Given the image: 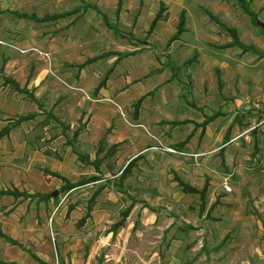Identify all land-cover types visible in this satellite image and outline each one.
Wrapping results in <instances>:
<instances>
[{
	"label": "rangeland",
	"instance_id": "1",
	"mask_svg": "<svg viewBox=\"0 0 264 264\" xmlns=\"http://www.w3.org/2000/svg\"><path fill=\"white\" fill-rule=\"evenodd\" d=\"M116 2L0 0V93L5 100L14 92L5 78L29 87L42 73V87L48 90L43 111H52L56 87L84 101L72 129L44 113L22 124L41 154L0 161V167L14 166L11 186L40 191L0 198V227L25 245L22 250L0 242V264H264V0H247L253 15L236 0H193L190 11L206 5L214 19L194 12L187 18L189 35L170 45L177 14L167 12L154 32L146 33L160 0H124L122 7ZM14 10L38 16L74 12L38 23L17 17ZM220 22L235 26L242 41L257 51L218 47L231 40ZM146 45L154 50H145ZM134 48L154 58L152 69H161L141 79L167 72L144 98L137 117L129 94L125 102L94 95L110 64L106 58L77 70L88 57ZM195 51L199 60L187 66L184 61ZM15 101L19 111L36 108L21 95L15 94ZM92 103L116 113L112 117L104 109L97 123L111 119L110 126L98 132L89 122ZM212 114L200 134L196 121ZM183 119L190 121H177ZM43 122L51 125L47 131ZM124 126L140 130L138 145L119 133ZM77 129L74 146L66 139ZM131 151L134 155L127 156ZM135 156L129 174L120 178ZM93 176L97 179L63 189ZM177 179L198 189L206 185L205 198L184 192ZM45 194L51 196L41 197Z\"/></svg>",
	"mask_w": 264,
	"mask_h": 264
},
{
	"label": "crops",
	"instance_id": "2",
	"mask_svg": "<svg viewBox=\"0 0 264 264\" xmlns=\"http://www.w3.org/2000/svg\"><path fill=\"white\" fill-rule=\"evenodd\" d=\"M207 1L211 2V0H207ZM192 2H193V0H160V2L158 4V8L154 12V15L152 16L151 20L153 19V17L156 15V13L159 11L160 7H162V6H163V10H162V17H161L162 19L161 20L166 18L167 12L169 13L170 16H174L177 14L176 26L178 24V20H179L181 13L184 14V18H185V23L183 26L184 30L181 32V34L177 38L171 39L172 35L176 31V26H175V31L173 32V34L168 39L169 45L174 43V42H177V41H179V43H181V40L182 39L184 40V37L189 35V29H188L189 26L187 24V18H188V16H190V17L193 16L194 12H195V15L198 16L200 19L204 18L205 16H208V13L212 16H215L214 13L209 8L206 7V5H205V7H202V10H199V11L197 10L194 12L190 11L189 10L190 8L187 5L188 4L190 5ZM123 4H124V0H121V7ZM75 17H76V15H74V18ZM151 20H150L148 28L146 30V33H148V34L154 32L156 25L160 21V20L157 21V23L151 28L150 27ZM230 27L235 28V30L238 34L237 28L235 26H230ZM238 37L240 38L239 34H238ZM240 40L242 41L241 38H240ZM242 42L245 43L244 41H242ZM246 44H248V43H246ZM232 47H236V46H230V47H224V48H232ZM146 48L147 49H145V50L149 51L148 49L151 48L150 50H152L153 46L152 45H146ZM236 48H238V47H236ZM193 50H194V48H193ZM195 50H197V49H195ZM113 51H119V52L131 51V54L124 56L121 59L116 60L117 55H115V54L104 55L106 52H108V51H106L104 53L86 58L83 62L78 64L77 70L78 71H80L81 69L83 70V68L86 67L87 65L94 64V63L101 61V60H105L104 58H106V61L110 62V64H109L108 68L105 70V72L103 73L102 78L99 80L97 85L94 87V90H93L94 95H97L98 97H114L120 102H125L126 97L129 94L130 97L135 98L133 106L140 99L137 112L135 113V111L133 110L134 116L137 117V114H138V111L140 110V106L142 104V101L144 100V98L146 96H148L152 92L153 88H156L160 83H162L165 80L167 72H165V74H164V71H165L164 70L162 73L161 72L156 73L155 75H152L148 79H141V77L146 75V74L151 75V74H154L155 71L159 72L161 70L160 68L152 69L151 64H152V61L154 64V61H155L154 58H151V56L148 55L147 52L141 51V48L116 49ZM197 53H198V51H195V53H194V54H196L195 59L193 61L187 63V66H191V65L197 63V61L199 60V56L197 57V55H198ZM149 56L152 60H150ZM87 59H93V60L83 64ZM109 59H110V61H109ZM155 59L158 60L157 56ZM176 69H178V65L173 66V70H176ZM171 70H172V68H171ZM32 78H34L33 80H30V82H32L31 83L32 85H29V87H28L27 84L21 85L17 81V79L12 77V79L15 80L19 84L20 87H25L27 92H20V91L13 89L14 92H12V94L10 95V100H5V96L1 95L2 93H0V110L4 111L3 112L4 116L1 115V111H0V121L2 123L0 130L4 126H6L8 123L17 119V117H19V116H25V115L30 116L29 118L22 120L19 123L11 126L9 128V130L3 136L0 137V161L6 160V162H7V156L10 157V159H9L10 162L13 159H18L19 156H21L23 158L27 157L28 160L29 159L31 160V159H33V158H30L31 156H34L35 154H41L40 151L37 150L36 143L34 141H32V138L30 137L31 131H28L26 129L24 130V128L22 127L23 123L26 122L27 124H29V122H32L38 115H41L42 113H44L45 117H47V114H48V116L50 114L51 117L56 122V125H60L61 123L65 122L66 125L68 124L67 125L68 128L72 129L74 124L77 123L76 122L77 119L80 118L82 115V111L79 113H78V111H79V105L84 104L83 99L81 97H79V95H77L76 93L71 92V91H67V90L63 89L62 87L61 88L56 87V89H55V95H57V98H56V103H55L52 111H48V112L43 111L44 107L46 108V104H47L46 97L48 96V93H47L48 90L46 89L47 87H45V88L42 87L43 74L42 73L37 74V76H34ZM76 80H78L79 83H81L83 81L81 77H78V79H76ZM102 80H103V82H102ZM76 84H78V83H76ZM145 89H146L145 92L140 93V91H144ZM15 94H18V95H21L25 98H28L29 101H31L32 103L35 104V107H36L35 110H31V111H22V110L19 111V110H17V104L18 103L15 101ZM93 104H95V103H92V105L89 104L90 106L88 105L89 109H90V111H88V117H89V122L92 123V125H94V127H92V130H95V132H98L99 129H103L105 127L110 126V122H111L110 120L111 119H109L106 123H101V125H98V123H97V122H100V120L102 119L100 117H103V113H106V112H104L105 111L104 109H107L108 112L110 110L112 117L116 116V113L114 112V110L112 111L113 107L106 106V105H104V103H99V106L92 108ZM50 105L52 106V103ZM103 105L105 107H103ZM189 105H190V103H189ZM96 108H97V110H96ZM115 120H117V122H118V125H119L118 127L122 126V124L118 121V117H117V119L115 118L114 121ZM204 120H205V118L200 122L196 121L197 122L196 124L198 125L201 122H203ZM45 121H47V119ZM177 121L183 123L186 121L189 122L190 119H183L182 121L181 120H177ZM177 121L175 120L173 122H177ZM42 124H44V122ZM207 124H205L203 127L201 125H198L200 127V134L204 133L205 127ZM50 126L51 125L50 124L48 125V123L46 122L43 125L42 129L47 131ZM97 126H99V128ZM44 133L46 134V132H44ZM119 133L121 135H124V136L126 135L127 137L130 136L129 142L131 141L135 145H138L137 142H139L138 140H140V136H142V133L140 132V130L128 128L126 126L119 128ZM79 135H80L79 130L78 129L74 130L72 133V136L70 138H67L66 142H68L74 146L77 145L76 140L78 137H80ZM60 136L61 135H59V137ZM48 137H50V136H48ZM43 138H45V137H42L41 139L43 140ZM99 140L103 141V139H99ZM183 141L186 142V139ZM183 141H180V142H183ZM114 144L116 147L117 143L116 142L112 143V145H114ZM78 155H79V153H78ZM126 155L131 156L134 154H133V151H131L129 153H126ZM137 156L132 157V158H136ZM131 159H129V161ZM129 161H127V163ZM13 176H14V166H11L10 164H5V165L3 164L0 167V182L1 183L4 182V184L8 185V186H3V187L0 186V189L16 190V191H18V193L22 192V193H26L28 195L39 194L40 191H28V190L24 191V189H19L17 187V185H15V184H13L11 186L10 182H13V180H12ZM20 195H23V194H20ZM20 195L15 196L12 194H0V198L1 197H7V196L17 198ZM36 200H37V198H36ZM0 233H2L3 235H5L11 239H13L14 241H16L19 244H12L5 237H3L1 235H0V242H3V241L8 242L9 244L15 245L22 250L25 247V245L21 242V240L18 239L17 236H15L14 232L11 233L10 231L6 230L5 227L1 226L0 227ZM33 257H35V259L39 260V257H36L35 254H33ZM8 262H13V261H8Z\"/></svg>",
	"mask_w": 264,
	"mask_h": 264
},
{
	"label": "trees",
	"instance_id": "3",
	"mask_svg": "<svg viewBox=\"0 0 264 264\" xmlns=\"http://www.w3.org/2000/svg\"><path fill=\"white\" fill-rule=\"evenodd\" d=\"M240 6L245 10V12H247L248 14H252V11L249 9L248 5H247V0H236ZM117 5L120 6L121 5V0H118L117 1ZM162 10H163V6L160 7L159 11L156 13V15L153 17V19L151 20V23H150V27L152 28L156 23L157 21L161 20L162 18ZM12 13H14L17 17L19 18H26V19H30V20H33L35 22H38V23H43V22H46V21H53V20H56L64 15H67V14H71L73 13L74 11L71 10V11H66L64 13H53V14H44L42 16H38L34 13H26V12H22V11H18V10H14V11H11ZM208 16L213 18L214 19V16L210 15L208 13ZM254 20V23H256V20H255V17L253 18ZM184 23H185V18H184V14L181 13L180 17H179V20H178V24L176 26V31L175 33L172 35L171 39H175L177 38L181 32L184 30L183 26H184ZM221 25L225 26V29L229 32V35L231 36V40L227 43H224L222 45H219L218 47H230V46H236L238 47L242 52H248V51H257V49L255 48L254 45L252 44H246V43H243L240 38L238 37V34L235 30V28L233 27H230V26H227L226 24L220 22ZM109 54H115L117 55V59H121L122 57L124 56H127L129 54H131V51H122V52H119V51H108L106 52L104 55H109ZM195 56L196 54H194L192 57H190L189 59H187L184 63L187 64L191 61H193L195 59ZM91 60L93 59H87L83 64L87 63V62H90ZM5 81L11 83L13 85V89L17 90V91H20V92H27L26 88L25 87H20L19 84L13 80L12 78H5ZM103 82V80H102ZM101 84V83H100ZM139 102H140V99L135 103L134 105V111L135 113L137 112V109H138V105H139ZM216 116V114H212V115H208L207 117H205V120L203 122H201L200 124L198 125H201L202 127L209 123L211 120L214 119V117ZM30 116L29 115H25V116H19L17 117V119H15L14 121L8 123L6 126H4L1 130H0V137L3 136L11 126L19 123L20 121L22 120H25L27 118H29ZM197 125V124H196ZM225 142L227 141V138L225 137ZM111 147H115V144L114 145H111ZM135 158H132L126 165L125 167L121 170V177L120 178H123L126 174H129L131 168L134 166L135 164ZM93 179H97V177L93 176L89 179H84L83 181H80L78 183H66V185L63 187V189L65 190H71L72 188H74L75 186H78L84 182H87L89 180H93ZM179 184L182 186V190L186 193H198L200 198L203 200L205 198V192H206V185H204L201 189H198L196 188L195 186H192L180 179H177ZM98 193V191L96 190L95 193H94V196ZM0 194H12V195H20V194H23L24 196H29L28 194L26 193H18V191L16 190H8V189H0ZM38 195V194H36ZM51 195L50 194H45V195H42L41 197L45 198H49ZM95 197H91L89 199V203H88V213L89 211L91 210V202L93 203V200H94ZM203 203V201L201 202ZM89 215V214H88ZM127 215V211L124 212V215H123V218ZM85 220V217L81 218L79 220L80 223H83ZM1 236L5 237L10 243L12 244H19L17 243L16 241H14L13 239L3 235L2 233H0Z\"/></svg>",
	"mask_w": 264,
	"mask_h": 264
},
{
	"label": "built area",
	"instance_id": "4",
	"mask_svg": "<svg viewBox=\"0 0 264 264\" xmlns=\"http://www.w3.org/2000/svg\"><path fill=\"white\" fill-rule=\"evenodd\" d=\"M166 150L170 151V152H174L175 151L173 148H170V147H166ZM223 186L225 187L226 190L230 189V187L228 186V184L226 182H223Z\"/></svg>",
	"mask_w": 264,
	"mask_h": 264
},
{
	"label": "water",
	"instance_id": "5",
	"mask_svg": "<svg viewBox=\"0 0 264 264\" xmlns=\"http://www.w3.org/2000/svg\"><path fill=\"white\" fill-rule=\"evenodd\" d=\"M255 20H256V23H257V24H259V25L262 26V22H261V21H259L257 18H255ZM53 194H55V192H54Z\"/></svg>",
	"mask_w": 264,
	"mask_h": 264
}]
</instances>
